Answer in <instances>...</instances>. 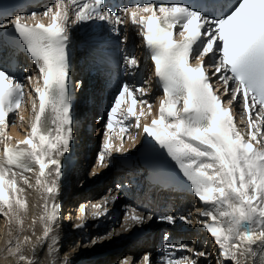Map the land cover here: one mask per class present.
Instances as JSON below:
<instances>
[{
	"label": "snow or ice",
	"instance_id": "6c2138e0",
	"mask_svg": "<svg viewBox=\"0 0 264 264\" xmlns=\"http://www.w3.org/2000/svg\"><path fill=\"white\" fill-rule=\"evenodd\" d=\"M199 2L212 11L184 0L135 3L118 6L117 11L108 0H55L42 11L0 23V29H11L33 65L27 84L0 68L5 259L40 264L37 254L46 248L52 264H69L71 253L58 258L62 158L70 151L74 128L69 47L74 27L96 23L108 26L117 37L127 25L136 28L150 61V75L142 83L117 87L98 132L102 140L96 167H109L113 154L125 151V139L135 144L142 137L152 152L171 162L176 181L199 202V207L193 205L195 223L216 246L215 264H264V0ZM126 42L127 36L120 41ZM123 67L125 75L134 74L140 61L124 55ZM154 88L162 93L158 105L148 99ZM26 97L31 105L29 127L11 143L7 129L17 127V121L9 118L15 114L24 121L18 110ZM237 116L246 123L244 132ZM29 191L38 194L33 205L38 212L25 227ZM118 195L110 190L91 204L90 212L81 205L74 229L85 228L89 217L105 216ZM191 216L189 212L178 219L192 224ZM152 219L151 213L127 206L120 229L129 232ZM159 220L174 225L177 217ZM118 234L111 228L82 246L92 247ZM163 251L161 264H200V258L213 264L211 252L187 244L165 243ZM122 264L137 262L128 258ZM142 264H152L150 254L143 255Z\"/></svg>",
	"mask_w": 264,
	"mask_h": 264
},
{
	"label": "bare ground",
	"instance_id": "6f19581e",
	"mask_svg": "<svg viewBox=\"0 0 264 264\" xmlns=\"http://www.w3.org/2000/svg\"><path fill=\"white\" fill-rule=\"evenodd\" d=\"M131 28L127 25L126 26V31L130 32ZM140 44V43H139ZM138 59L139 60H143L142 59V53L139 52L138 53ZM155 89V88H154ZM153 89V90H154ZM93 101V99L91 98V100H89V104L91 105V102ZM28 104L25 103V105L22 107V113L25 119L23 122H19L18 118L15 119L17 121V127H10V130L8 132L9 135H11L13 137V141H11V143H15L16 139H20L23 136V132L26 130L27 125H28V118H29V107L27 106ZM84 112H86V115H88V119L91 122V119L89 118L91 113L95 114V110L92 107H89L88 109H84ZM88 120V121H89ZM137 141L134 144L135 146L137 145ZM2 145H0V150H1ZM128 150L130 151H134V148L130 146L129 143H127ZM62 167H63V163H62ZM29 176H31L32 174L29 173ZM63 175H64V171H62V177H61V181H60V188L62 187V183H63ZM102 178H104L103 176H101ZM109 179H105L103 180V183H108ZM70 183H73V179H70ZM90 183H88L89 185ZM73 190L71 191L73 194H77L78 192H76L75 188H76V183L72 185L71 187ZM60 193L59 192V197H58V201L60 200ZM27 198H28V202H29V211H28V215L25 218V227H27V225L30 223L31 218L37 214L38 209L33 207V205L35 203H37L38 200V194L34 191H29L27 193ZM170 200L174 203V204H183L186 203L188 204L186 207L188 208V213L192 212V216L190 218L193 219V217L195 216L197 218V214L192 210L193 209V205H195L196 207H199L200 204L198 203V201L196 199H192L191 204H189L188 202H181L182 200V196H176V195H172L170 196ZM84 201H81V203H83ZM196 219L194 220V222L192 223V227H191V231L188 232L185 235V241H187L189 243V245L191 247L196 248L197 250H204V251H208L212 253V257H210V259H212V262L215 260V256H216V252H215V248L216 246L212 243L211 238L202 231H199V228L201 227L200 225H197L195 223ZM79 221L76 219L74 220L71 216V211L70 209L68 210V207L65 209V212L61 213V217H60V227L58 230V234H59V260L63 259V256L66 253H71V255L69 256V264H102L101 260H95L92 259L95 255H97L100 252V249H96L97 251L92 252V251H86L83 250V248L78 247V245L82 242V240H80L78 238V236H76L77 234V229H74V225L76 223H78ZM115 228L118 229V231H120L119 227L116 226ZM37 234L40 233L41 229L39 227V225H37ZM90 232L92 237H96V236H100L103 235L106 231L101 232L100 230H98V225H96V221L94 220V223L92 224V226L90 227ZM6 233V223L3 219V217H0V264H16L15 260L12 258H8L5 259L4 258V240L6 238L5 236ZM25 234H29V233H25ZM112 240H115L118 243V237L114 236L112 239L106 240L105 244L107 245V249L112 250V249H117L120 247H123V244H115ZM196 241L195 244H193L192 242ZM100 246V244H96L94 247H98ZM76 248L75 252H72V249ZM123 249V248H122ZM38 260L40 262V264H52V258L48 257L46 255V248L42 249L38 254ZM116 257L118 258L119 261H121L124 258H128L129 256L126 254V249H123V253L122 254H118L116 255ZM135 256H133L134 258ZM110 261L107 262V264H110V262L113 261V258H115V256H111L110 257ZM202 258H200L201 260ZM215 262V261H214ZM207 263V262H206Z\"/></svg>",
	"mask_w": 264,
	"mask_h": 264
}]
</instances>
